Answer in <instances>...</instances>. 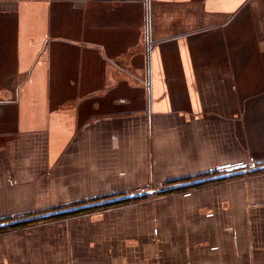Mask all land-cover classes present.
Segmentation results:
<instances>
[{
	"label": "crops",
	"instance_id": "crops-1",
	"mask_svg": "<svg viewBox=\"0 0 264 264\" xmlns=\"http://www.w3.org/2000/svg\"><path fill=\"white\" fill-rule=\"evenodd\" d=\"M0 227V264H264V0H0Z\"/></svg>",
	"mask_w": 264,
	"mask_h": 264
},
{
	"label": "rangeland",
	"instance_id": "rangeland-1",
	"mask_svg": "<svg viewBox=\"0 0 264 264\" xmlns=\"http://www.w3.org/2000/svg\"><path fill=\"white\" fill-rule=\"evenodd\" d=\"M257 167L259 166V165H256ZM255 166V167H256ZM255 167H248V168H246V169H244V170H248L247 172H245V173H247V174H245V175H250V174H253V172L254 173H256L254 170H253V168H255ZM241 170V169H240ZM240 170H234V171H224V172H214V173H207V174H205L206 176H217V175H221V174H224V176L225 175H230V174H232V173H234V172H238V171H240ZM251 170V171H250ZM229 178H231V176H225L224 177V180H229ZM146 187V186H145ZM147 188V187H146ZM138 192H139V190H138Z\"/></svg>",
	"mask_w": 264,
	"mask_h": 264
},
{
	"label": "water",
	"instance_id": "water-1",
	"mask_svg": "<svg viewBox=\"0 0 264 264\" xmlns=\"http://www.w3.org/2000/svg\"><path fill=\"white\" fill-rule=\"evenodd\" d=\"M147 194H149V192L134 193V194L116 197V198H113L111 200H108L106 202L104 201V202L105 203H115V202H120V201H124V200L131 199V198H137V197L147 195Z\"/></svg>",
	"mask_w": 264,
	"mask_h": 264
},
{
	"label": "trees",
	"instance_id": "trees-1",
	"mask_svg": "<svg viewBox=\"0 0 264 264\" xmlns=\"http://www.w3.org/2000/svg\"><path fill=\"white\" fill-rule=\"evenodd\" d=\"M145 198H146V197H145ZM142 199H144V198H138V199H134V200L121 201V202H118V203H114V204L106 205L105 207H108V206H121V205L128 204V203H130V202H133V201H140V200H142ZM83 211L87 212V211H91V210H83ZM80 212H81V211H80ZM13 226H14V225H13ZM13 226H11V227H13ZM18 226H20V225H18ZM6 228H7V227H6ZM6 228H4V227H0V231L4 230V229H6Z\"/></svg>",
	"mask_w": 264,
	"mask_h": 264
},
{
	"label": "built area",
	"instance_id": "built-area-1",
	"mask_svg": "<svg viewBox=\"0 0 264 264\" xmlns=\"http://www.w3.org/2000/svg\"><path fill=\"white\" fill-rule=\"evenodd\" d=\"M216 170H217V171H220V169H219V168H216Z\"/></svg>",
	"mask_w": 264,
	"mask_h": 264
}]
</instances>
